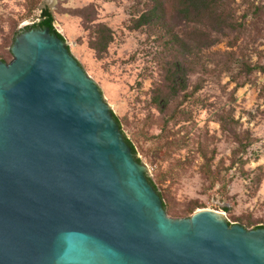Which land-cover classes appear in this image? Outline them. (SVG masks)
I'll return each instance as SVG.
<instances>
[{"label": "water", "instance_id": "obj_1", "mask_svg": "<svg viewBox=\"0 0 264 264\" xmlns=\"http://www.w3.org/2000/svg\"><path fill=\"white\" fill-rule=\"evenodd\" d=\"M11 51L0 60V264H264V225L168 214L65 40L31 28Z\"/></svg>", "mask_w": 264, "mask_h": 264}, {"label": "rangeland", "instance_id": "obj_2", "mask_svg": "<svg viewBox=\"0 0 264 264\" xmlns=\"http://www.w3.org/2000/svg\"><path fill=\"white\" fill-rule=\"evenodd\" d=\"M226 2L242 32L214 38L219 42L200 53L189 88L178 94L166 80L167 60L157 35L131 28L143 0H0V59H13L16 32L38 21L41 10L48 8L70 51L136 144L151 177L163 178L168 214L183 218L210 209L232 224L253 228L264 225V73L254 72L249 83L236 89L230 79L238 71L220 76L215 64L230 58L225 52L241 54L242 48L251 47L258 49L253 61L264 63V0L256 2L262 9L254 15L247 0ZM173 21L180 30L202 26L181 16ZM230 41L234 48L227 46ZM208 42L201 39V45ZM206 61L212 62L205 69ZM174 109L185 111L176 115L179 122L170 120Z\"/></svg>", "mask_w": 264, "mask_h": 264}, {"label": "trees", "instance_id": "obj_3", "mask_svg": "<svg viewBox=\"0 0 264 264\" xmlns=\"http://www.w3.org/2000/svg\"><path fill=\"white\" fill-rule=\"evenodd\" d=\"M226 1L227 0H143V9L133 14L131 18V28L134 30L142 29L149 31L157 35L161 44H163L161 52L163 54V59L167 60L165 66L168 71L166 80L169 82V88L174 94H178L181 91L184 92L189 88L188 78L195 72V66L200 64L198 62L199 56L204 52H208L212 46L219 42L214 38L218 36L230 37L231 33H236L239 30L240 33L242 32V24H239V18L236 16L235 12L230 8L228 9V3ZM257 1L258 0H247L249 4L248 11L250 12V9H254V11H251L252 15L257 14L262 9V7L256 3ZM34 8L35 5L31 9ZM249 12L245 13L244 17H246ZM176 16H181L186 21L193 22L194 24L201 23L202 26H200V29H196L197 27L186 30L177 29L173 21ZM39 17L40 19L38 21L19 29L15 34V38L18 34L27 29L50 28L53 34L65 40L64 35L56 29L54 25V15L48 8L42 9ZM203 37L209 40L208 44L201 45V39ZM235 44V42L230 41L227 46L234 48ZM255 50H258L257 47L242 48L241 54H238L236 50L225 52L230 58L223 63L218 61L215 64V68L220 69V76L223 74H232L234 70L238 71L236 75H231L230 80L236 82V89L243 87L250 82L249 77L254 72L258 71L264 73V63L260 61L254 62L252 59L253 54L256 52ZM257 52L261 53L260 50ZM0 60L7 62L3 57H1ZM206 62L207 63H203L202 65L205 69L210 67L212 61ZM180 113H185V111L174 109L170 120L179 122V120H176V115ZM114 117L122 130L120 118L115 114ZM221 121L224 122V119H221ZM124 136L137 157V160L142 162V159L137 156L138 149L134 141L126 137L125 134ZM248 142L249 143L243 145L241 149L242 153L246 152L247 147L250 146L251 141L249 140ZM148 179L160 193L165 209L167 211L170 210L168 201L161 190L160 184H162L163 178L154 179L148 174ZM259 227L264 226H256L255 228Z\"/></svg>", "mask_w": 264, "mask_h": 264}]
</instances>
